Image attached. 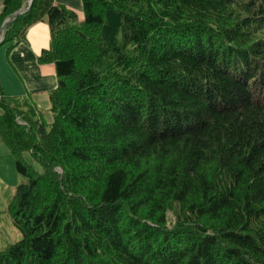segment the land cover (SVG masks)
I'll return each mask as SVG.
<instances>
[{
    "label": "trees",
    "instance_id": "16d2710c",
    "mask_svg": "<svg viewBox=\"0 0 264 264\" xmlns=\"http://www.w3.org/2000/svg\"><path fill=\"white\" fill-rule=\"evenodd\" d=\"M81 2L0 0V45L46 20L57 77L50 123L1 95L0 264H264V0Z\"/></svg>",
    "mask_w": 264,
    "mask_h": 264
},
{
    "label": "crops",
    "instance_id": "0c3cea01",
    "mask_svg": "<svg viewBox=\"0 0 264 264\" xmlns=\"http://www.w3.org/2000/svg\"><path fill=\"white\" fill-rule=\"evenodd\" d=\"M53 1L56 5L74 11L78 21L83 19L81 0ZM7 46L0 45L1 95L29 100L40 110L39 102H48V93L57 86L54 65L38 61L40 53L50 47L47 21L43 19L33 23L21 41L11 47Z\"/></svg>",
    "mask_w": 264,
    "mask_h": 264
},
{
    "label": "rangeland",
    "instance_id": "374dc122",
    "mask_svg": "<svg viewBox=\"0 0 264 264\" xmlns=\"http://www.w3.org/2000/svg\"><path fill=\"white\" fill-rule=\"evenodd\" d=\"M41 115L47 123L52 121L49 112L48 102L40 101L39 105ZM9 157V158H8ZM23 159L31 164L36 170L40 171V165L31 159L29 152L22 154ZM7 158V159H6ZM23 181L18 175L14 166V158L10 151L0 142V251L7 248L10 244L18 241L21 237L19 230L14 226L10 216L7 213V202L14 194L16 185ZM168 221L172 216L167 217Z\"/></svg>",
    "mask_w": 264,
    "mask_h": 264
},
{
    "label": "water",
    "instance_id": "95a60500",
    "mask_svg": "<svg viewBox=\"0 0 264 264\" xmlns=\"http://www.w3.org/2000/svg\"><path fill=\"white\" fill-rule=\"evenodd\" d=\"M31 3H32V0H27V6H26L24 9H21L20 11H18V12L16 13V15H19V14H21V13L27 11V10L30 8ZM6 22H7V20H5V21L3 22V24H2L1 27H0V31H3Z\"/></svg>",
    "mask_w": 264,
    "mask_h": 264
},
{
    "label": "built area",
    "instance_id": "2783aa9c",
    "mask_svg": "<svg viewBox=\"0 0 264 264\" xmlns=\"http://www.w3.org/2000/svg\"><path fill=\"white\" fill-rule=\"evenodd\" d=\"M0 8H1V6H0ZM0 99H1V96H0Z\"/></svg>",
    "mask_w": 264,
    "mask_h": 264
},
{
    "label": "bare ground",
    "instance_id": "6f19581e",
    "mask_svg": "<svg viewBox=\"0 0 264 264\" xmlns=\"http://www.w3.org/2000/svg\"><path fill=\"white\" fill-rule=\"evenodd\" d=\"M19 118V117H18Z\"/></svg>",
    "mask_w": 264,
    "mask_h": 264
}]
</instances>
